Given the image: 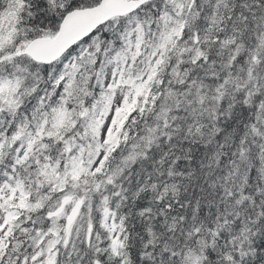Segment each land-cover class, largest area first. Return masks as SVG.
I'll list each match as a JSON object with an SVG mask.
<instances>
[{
	"label": "snow or ice",
	"instance_id": "1",
	"mask_svg": "<svg viewBox=\"0 0 264 264\" xmlns=\"http://www.w3.org/2000/svg\"><path fill=\"white\" fill-rule=\"evenodd\" d=\"M0 264H264V0H0Z\"/></svg>",
	"mask_w": 264,
	"mask_h": 264
}]
</instances>
